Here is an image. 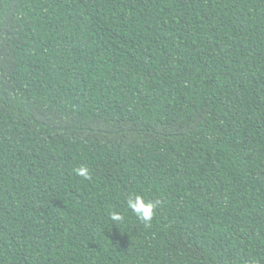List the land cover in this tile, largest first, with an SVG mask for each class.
I'll use <instances>...</instances> for the list:
<instances>
[{"label": "trees", "instance_id": "obj_1", "mask_svg": "<svg viewBox=\"0 0 264 264\" xmlns=\"http://www.w3.org/2000/svg\"><path fill=\"white\" fill-rule=\"evenodd\" d=\"M0 264H264V0H0Z\"/></svg>", "mask_w": 264, "mask_h": 264}, {"label": "clouds", "instance_id": "obj_2", "mask_svg": "<svg viewBox=\"0 0 264 264\" xmlns=\"http://www.w3.org/2000/svg\"><path fill=\"white\" fill-rule=\"evenodd\" d=\"M74 171L77 175L84 177L85 179L89 178V170L87 167L81 166L77 169H74ZM127 207L141 221L145 222L146 224H150L154 216L156 203L146 202L144 197L135 195L134 197L129 196L127 198ZM110 219L113 222L120 223L123 221L124 217L117 212H111Z\"/></svg>", "mask_w": 264, "mask_h": 264}]
</instances>
